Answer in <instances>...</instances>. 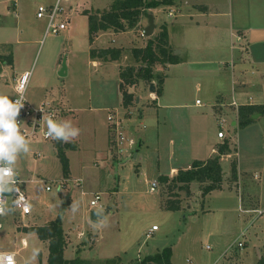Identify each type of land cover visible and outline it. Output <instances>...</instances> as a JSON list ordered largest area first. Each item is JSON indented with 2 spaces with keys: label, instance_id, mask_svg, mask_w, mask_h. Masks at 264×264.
Here are the masks:
<instances>
[{
  "label": "rangeland",
  "instance_id": "374dc122",
  "mask_svg": "<svg viewBox=\"0 0 264 264\" xmlns=\"http://www.w3.org/2000/svg\"><path fill=\"white\" fill-rule=\"evenodd\" d=\"M16 2L15 6L14 0H0V14L6 13L0 15V23L3 24L0 26V36L15 35L17 19L22 18L26 27H21L22 34L17 32L21 34L22 42L10 38V44L6 43L3 48L0 46V54L8 50L7 55L16 57L31 69L26 97L28 94L38 102L41 98H50L45 101L57 108L55 120L70 121L80 131L68 141L52 137L44 139L37 135L29 140L28 152L21 150L15 170L29 197L31 213L23 217L14 212L3 216L0 249L16 251L18 264H45L48 243L40 240L35 233L25 232L23 228L41 225L60 216L66 241L64 256L68 259L78 257L85 260V264H104L106 260L119 256L122 257L120 262L125 260L126 264H136L146 255L167 246L173 250V264H224L228 254L225 258H216L246 226L245 235L237 239L243 240L238 262L228 264L264 261L263 218L254 217L253 225L249 226V218L246 219V214L238 210L236 187L228 188L234 179L231 165H236V160L240 161L241 157V167L247 177L253 179L254 175L259 176L258 182L263 183L264 189V107L263 113L252 114L248 124L233 126L231 121L238 122V107L246 100L239 98L236 103L231 100L232 79L228 76L231 69L227 67L228 74L221 73L213 64V60L231 58L232 48L237 47V43L230 41V35H223V45L209 46L206 26L197 25L183 16L188 12L183 0L176 4L174 2V5L161 4L153 10L155 26L150 36H146L142 29L147 24L145 16L134 30L121 33L110 30L102 35L104 44L101 45L120 46L122 53L118 61L122 71L130 65L137 67L140 64L133 59L132 48L144 46L165 24L169 46L183 61L175 63L167 71V64L153 66V70L162 75L167 72L162 102L165 106L174 104L168 105L170 108H158L147 97L151 85L147 81L140 80L130 86L136 98L128 106L125 117L134 121L142 114L141 121L147 124L142 130L150 132V136L148 134V145L140 148L136 144L138 135L133 133L136 141L133 148L118 155L115 146L107 150V143H103L106 128H110L106 107L117 109L118 113L124 111L119 105L118 64L103 63L98 56L95 59L102 61V64H91L94 57L90 56V50L94 49L97 54L100 42H90L85 14L80 10L84 7L103 9L112 0L62 1L64 11L61 18H70L69 26L73 30L68 26L58 33L47 34H44L46 16L38 18L36 13L39 5L49 7L52 3L45 0ZM171 10L172 15L169 16ZM148 13L151 12L148 10ZM63 64L64 75H60ZM0 66V95H8L11 99V76L16 69L11 63L3 62ZM234 75L238 81L244 80L245 92L256 98L264 97V66L260 70L248 67L244 78L238 77L237 70ZM141 82L143 90H140ZM36 83L46 87L47 91L32 87ZM196 99L201 104H196ZM218 99L226 100V104L221 106L218 101L212 107V103ZM30 104L38 107L41 103ZM212 109L215 115L225 118L228 133L215 145L218 147L222 140H228L232 145V155L219 160L225 186L212 190L204 199L201 195L202 185L198 181L189 184V194L170 183H160L158 173L168 172L171 166H185L195 158L206 156L209 143L217 139L220 129L218 122L221 118L214 121ZM112 135L110 129L111 138ZM58 148L69 162L67 176L62 171ZM133 153H137V156L133 157ZM153 181L157 182V186L155 191H150ZM249 184L250 187L244 188V191L249 189L253 192L255 183ZM47 185L50 186L49 190L46 189ZM95 193L100 194L99 202L103 207L90 205ZM176 200L183 205L182 208H166ZM244 203L252 209L258 207L253 196H246ZM202 206L208 210H203ZM92 209H99L104 215L92 221ZM153 224L158 228L147 237L145 233ZM22 237L27 242L25 247L20 243ZM257 247L262 248L260 253L256 251ZM38 252L41 253L40 260ZM232 255L237 256V251H232Z\"/></svg>",
  "mask_w": 264,
  "mask_h": 264
},
{
  "label": "crops",
  "instance_id": "0c3cea01",
  "mask_svg": "<svg viewBox=\"0 0 264 264\" xmlns=\"http://www.w3.org/2000/svg\"><path fill=\"white\" fill-rule=\"evenodd\" d=\"M17 0H14V4L16 6V2ZM46 3H54L55 0H45ZM69 1V0H67ZM182 0H174V4L181 2ZM183 3L186 5V8L188 9V12L183 14V16H187L188 18H190V20L195 21L197 23V25L200 24H204V26H206V29L208 31V37L210 39V42L208 43L209 46L212 47H217L218 45H223V35H225V33L228 35H230V41L232 43H237V47L233 46L232 48V54L230 55L231 58H229L228 60L225 59H217V60H213V64L216 67V70L219 69L221 71V73L225 72L226 74H228V69H231V75H228L231 77L232 79V87H231V100L234 101L236 103V101L240 98L242 100H246L243 102L242 105H247V104H258V105H263L264 106V97L261 96H257V97H261V98H256L254 95L248 94L247 92H245L244 90V80L238 81L234 75L235 70H237L238 73V77L239 78H244L245 74H246V70L248 69V67H253L256 70H260V68L262 66H264V13L262 12V8L264 6V0H183ZM42 4V3H40ZM173 4V5H174ZM172 5V6H173ZM192 5V6H191ZM109 7V6H108ZM103 8V9H107ZM191 8V9H190ZM103 9H89L87 7H84L83 9H80L81 12L84 13L85 10L87 11H94V10H103ZM155 8H150L148 9L152 14H153V10ZM261 11V13H260ZM179 12V11H178ZM171 13V14H170ZM6 14V13H5ZM4 14V15H5ZM235 14V16H234ZM1 16H4L2 14H0ZM168 15H172V10L168 12ZM37 16V15H36ZM146 17V16H145ZM154 17V14H153ZM39 18V17H38ZM85 20L87 22L88 25V18L87 15H85ZM63 21H65V18H61ZM147 19V18H146ZM224 19V21H223ZM70 18L67 20V26L66 28L69 26L70 24ZM144 20V17L141 18L140 22H142ZM226 22L227 25L226 26ZM22 21V18H18L17 22H16V30L13 29L15 32V35H10V36H6V35H2L0 36V46L3 48V45H6V43L10 44L12 42V38H15V42H22V39L20 38L21 36V27H26L25 23ZM46 24V21H45ZM0 26H3L2 23H0ZM69 26V29L72 31L73 27ZM145 27V26H144ZM144 27H142L143 31H144ZM201 27V26H200ZM65 28V29H66ZM64 30V29H63ZM111 29L105 30V31H99L98 33H96V36L94 35V40L92 43H94V41H98L99 46L98 48L103 49V48H108V47H115V48H119L120 46H112V45H101L104 44L103 41L101 40L102 35H104L105 33H107L108 31H110ZM134 30V29H133ZM112 31V30H111ZM229 31V32H228ZM17 32L21 33L20 35L17 34ZM123 32V31H122ZM113 33H121V32H114ZM89 35V34H88ZM11 38V39H10ZM34 41L36 39H33ZM29 41H31V39H29ZM94 48V47H91ZM7 49V48H5ZM122 51V50H121ZM8 50H6L4 53H1L0 55H7ZM100 58V57H99ZM102 61H104L103 63H117L118 64V70L120 72L119 69V61L117 60H104L102 58H100ZM93 65L96 66H100L102 64V61L99 62L98 60L94 58L91 59ZM9 63L8 61L4 60L2 61L0 59V64L1 63ZM183 61H180V63H182ZM11 65L13 67V69H16L13 71V74L11 76V81L14 84V79L17 75L21 74L24 71H28L31 69H28V66H25L23 64L20 63V61L17 60L16 57L12 56V62ZM173 65L176 64H167L166 66V71L169 70V68ZM2 66V65H1ZM0 66V67H1ZM224 66V67H222ZM2 68V67H1ZM61 72V71H60ZM59 72V74H60ZM119 74V84L121 82V78H120V73ZM31 75V74H30ZM61 75V74H60ZM64 75V74H63ZM167 72H165V78H164V82L163 84L166 85V80L167 79ZM11 83V86H12ZM13 87V86H12ZM34 88L39 87L40 89H44V91H47V88L43 86H39L38 83L35 84V86H32ZM163 87V85H162ZM119 90L121 92V96H120V103L119 105L124 108L123 113H119L121 115V117L123 118L124 121V125H125V134L127 136H131L133 138H135V136L138 135V140L136 142L138 147H142L144 145H148V134L150 132H148L147 130H142V128H145L147 126V124L142 123L141 121V117L142 114H140L139 118H137L136 120H132V118H127L125 117V113H128V107H124L122 104V91L120 89V85H119ZM140 90H143V85L142 82L140 83ZM13 91V88H12ZM130 92L132 91V88H129ZM46 95V94H45ZM147 97L152 101L155 102V104L158 106V108L164 107L165 104L162 102L163 97H164V88L162 90V94L160 96H156L155 92H152V90L148 91ZM27 98L29 100V102H33V104L38 105L39 103L43 104H49L52 106V103H50L49 101H45V100H49L50 98L45 97V98H41L38 101H33V97L32 96H28L27 94ZM52 99V98H51ZM138 99V97H137ZM136 99V100H137ZM220 99L216 100V102L212 103V107L214 105H217L216 103H218ZM258 100V101H256ZM52 101V100H51ZM233 102V103H234ZM197 104V103H196ZM201 104V103H200ZM219 104L222 106L223 104H226V100H222L219 101ZM168 105H174V104H167L165 107L166 108H170ZM177 105V104H176ZM54 107V106H53ZM57 109V108H56ZM106 109H108L107 114H109L110 112H115L117 111V109H109L106 107ZM224 109H226L224 107ZM119 111V110H118ZM117 111V112H118ZM108 116V115H107ZM212 117L214 118V121H217L219 118H223L225 119L223 116H219V115H215V113L213 112L212 109ZM107 118V117H106ZM166 118V117H165ZM163 117V119H165ZM160 121V120H159ZM158 123V121H157ZM231 123H233L235 126L236 124L238 125V122L236 121H231ZM236 125V126H237ZM138 127H141L138 128ZM223 128L227 133V127L226 124L223 126ZM134 131V132H133ZM135 136H133L134 134ZM133 134V135H132ZM155 136H157V133H154ZM150 136V134H149ZM152 137H153V133H152ZM217 139L210 142L209 143V149L208 152L206 154V156L204 158H195L193 160H206L210 157H213L215 155H217L218 153V147L219 145L224 141L222 140V142L219 143L218 147L215 145L216 141H220L221 139H219L218 137H216ZM113 138L110 137V128L107 127L106 131H105V137L103 140V143H107V150L111 149L114 147L113 142H112ZM228 141V140H227ZM229 147L231 149L232 145L230 143V141H228ZM236 147V146H235ZM115 151V150H114ZM113 151V152H114ZM117 151V150H116ZM115 151V153H116ZM119 155V151H117ZM136 152H138V150H136ZM135 154V156H134ZM232 155V152L230 151L229 153L226 154H222L220 156V159H224L226 157H228L229 155ZM235 154L238 156V151L235 152ZM137 153H133V157H136ZM112 158L116 159L115 155H112ZM192 160V161H193ZM191 161V162H192ZM190 163L185 164V166L182 167H177V166H171L168 172H160L158 173L159 175H167L169 177H172L173 175H175L177 173V170L179 168H188L191 165ZM221 164V163H220ZM222 166V165H221ZM236 176H233V181L230 187V189H234L236 187L237 189V201H238V210L240 211V213L242 214H246V219H248V223L249 226L253 225L251 223H253L254 217H258L257 213H251L257 211L258 209H263L264 208V200H263V196H264V189H263V183L261 181L258 182V178L259 176L254 175L253 179H250L247 177L246 175V171L242 169V159L240 157V161L236 160ZM245 176L247 178H245ZM243 179V181H242ZM244 179H248V181H245ZM247 182V183H246ZM255 183V189L252 192V190L247 189L246 191H244V188H249L251 184L249 183ZM243 183H244V187H243ZM201 184V183H200ZM248 184V185H247ZM203 185V184H201ZM223 186H225V182L224 179L222 181V185L221 188H223ZM228 186V185H226ZM212 193V192H211ZM210 194V192H209ZM209 194H206L204 197H208ZM248 194H251L250 196H248ZM188 196V195H187ZM246 196L248 198H251V196H253V199L256 201L257 200V204L258 207L257 208H251L247 205H245V200H246ZM190 200V199H189ZM191 200H192V196H191ZM99 205H101V207H103V205L99 202ZM183 205L180 204V208H182ZM203 210H208V209H204L202 206ZM251 210V211H250ZM255 210V211H254ZM247 227V226H246ZM245 228L241 229L240 233L237 235L236 238H234V240L230 241L227 246L224 248V250H222L219 254V256L216 258L218 259L219 257L225 258L226 255L228 254V257L226 259V261H224V264H228V262H234L237 261L238 257H240V248H237L236 245L239 241H243V240H237L239 237L244 236L245 235ZM150 227H148L146 233L148 232ZM249 229V228H247ZM145 233V234H146ZM80 235L82 234L81 232L79 233ZM237 240V241H235ZM172 250V248H171ZM262 250V248H258L256 251H259L258 253H260V251ZM158 251V250H157ZM232 251H237V256L232 255ZM173 253V250H172ZM231 255L233 256L231 258ZM256 255V254H254ZM172 256V254H171ZM65 257V256H64ZM66 258V257H65ZM120 260L118 264H126L125 260L124 262H120L122 261V257L119 256ZM235 259V260H234ZM140 259H137V261ZM258 261V260H257ZM256 261V264H257ZM238 262V261H237ZM46 264V263H45ZM218 264V262L216 263ZM241 264H245L244 262H242ZM259 264V261H258Z\"/></svg>",
  "mask_w": 264,
  "mask_h": 264
},
{
  "label": "trees",
  "instance_id": "16d2710c",
  "mask_svg": "<svg viewBox=\"0 0 264 264\" xmlns=\"http://www.w3.org/2000/svg\"><path fill=\"white\" fill-rule=\"evenodd\" d=\"M174 0H112L109 7L103 10L84 11L88 18V33L90 42L94 35L99 31L111 29L114 32H121L128 29H134L140 23L142 17L148 14V9L163 5H171ZM122 51L119 48L108 47L99 49L97 54L94 49L90 50V56H98L104 60H117ZM133 59L140 63L137 67L128 66L120 70V89L122 91V104L124 107L130 106L135 101V95L129 91L130 86L136 85L140 80L153 84L156 96H160L163 90L164 76L153 70L154 64H175L181 61L180 57L174 54L168 43V31L165 24L161 25L160 32L150 37L146 44L141 47L132 48ZM2 61L12 62L10 55H0ZM155 82V83H154ZM263 105L247 104L240 105L237 110L238 125H245L251 122L252 114L263 113ZM231 151L228 141L224 140L218 147L217 155L206 160H193L190 167L179 168L172 177L159 175L158 181L162 184L170 183L178 190H185L189 194V184L192 181H198L201 184V195L205 196L214 189L221 188L223 181L222 166L220 156ZM58 157L61 162L64 176L69 172V162L64 152L58 148ZM232 176H236V166L231 165ZM167 209L178 210L180 202L176 200L173 204H168ZM23 230L29 233H35L37 237L48 243V255L46 264H85V260L78 257L65 258V235L62 228L60 216L49 220L43 224L30 225ZM172 250L170 246L163 247L153 254H148L136 264H173L171 261ZM41 259V253L37 254ZM120 258H112L105 261L104 264H118ZM259 264H264L259 260Z\"/></svg>",
  "mask_w": 264,
  "mask_h": 264
},
{
  "label": "built area",
  "instance_id": "2783aa9c",
  "mask_svg": "<svg viewBox=\"0 0 264 264\" xmlns=\"http://www.w3.org/2000/svg\"><path fill=\"white\" fill-rule=\"evenodd\" d=\"M64 0H55L49 7L39 5L37 8V17L42 18L46 16V27L44 34L48 32L58 33L65 29L67 26V20L63 21L61 19V14L64 11L61 2ZM67 1V0H65ZM31 71H24L17 75L14 79L13 84V96L12 100L22 97V103L24 106L20 109L17 120L20 123V129L23 134H25L28 141L31 138H35L37 135H41L44 139H50L45 135L47 132V119L51 115L55 119L57 109L49 104L43 103L38 107H33L26 97L27 85L30 78ZM195 103L200 104V100L196 99ZM110 122V129L113 132L112 142L116 147L117 151L123 152L126 149L131 150L135 145V140L131 136L125 134V125L121 115L115 111L110 112L107 116ZM226 120L219 119L220 129L217 132L219 139H223L226 136V131L223 128ZM39 133V134H38ZM157 182L153 181L150 184V191H155ZM15 189L12 192L0 193V228L2 227V218L7 213H17L20 216H26L31 213L30 200L25 193L23 187V181L20 180L16 172L15 177ZM46 189L49 190L50 186L47 185ZM100 194L95 193L94 199L90 200V205L92 207H101L99 205ZM257 215L263 218L264 224V209H258ZM157 225L153 224L150 226L146 236L149 237L157 229ZM21 246H26L27 242L24 237L20 239ZM238 247L243 246V242L239 241L237 243ZM0 264H18L16 251L2 250L0 249Z\"/></svg>",
  "mask_w": 264,
  "mask_h": 264
},
{
  "label": "clouds",
  "instance_id": "9594fccd",
  "mask_svg": "<svg viewBox=\"0 0 264 264\" xmlns=\"http://www.w3.org/2000/svg\"><path fill=\"white\" fill-rule=\"evenodd\" d=\"M23 106L22 97L12 100L8 95H0V193L18 190L15 189V163L21 150L23 153L29 151V141L22 133L17 120ZM79 131L70 121L55 120L50 115L45 135L68 141L76 137Z\"/></svg>",
  "mask_w": 264,
  "mask_h": 264
},
{
  "label": "water",
  "instance_id": "95a60500",
  "mask_svg": "<svg viewBox=\"0 0 264 264\" xmlns=\"http://www.w3.org/2000/svg\"><path fill=\"white\" fill-rule=\"evenodd\" d=\"M146 18H147V24L144 27V32H145L146 36H150L153 33L154 26H155L153 14L148 13L146 15ZM64 69H65V66L63 64V68L60 72L61 75L64 74ZM153 86H154L153 84L150 85V90L153 88ZM134 156H135V154H134ZM103 215H104V213H102L99 209H92L90 212V218L92 221H97V219Z\"/></svg>",
  "mask_w": 264,
  "mask_h": 264
}]
</instances>
